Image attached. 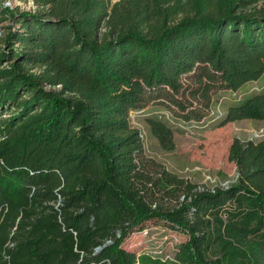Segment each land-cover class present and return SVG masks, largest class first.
Wrapping results in <instances>:
<instances>
[{
    "label": "trees",
    "instance_id": "obj_1",
    "mask_svg": "<svg viewBox=\"0 0 264 264\" xmlns=\"http://www.w3.org/2000/svg\"><path fill=\"white\" fill-rule=\"evenodd\" d=\"M3 1L0 264H264V140L236 139L237 180L197 189L146 157L129 119L152 104L201 121L217 93L259 80V0H186L178 19L165 0ZM243 119L264 120V91L220 124ZM149 124L173 150L162 117ZM155 225L186 236L173 257L122 245Z\"/></svg>",
    "mask_w": 264,
    "mask_h": 264
},
{
    "label": "rangeland",
    "instance_id": "obj_2",
    "mask_svg": "<svg viewBox=\"0 0 264 264\" xmlns=\"http://www.w3.org/2000/svg\"><path fill=\"white\" fill-rule=\"evenodd\" d=\"M185 1L165 0L163 6L173 7L178 19L183 15L177 12L178 8ZM3 4L20 10H29L36 5L34 0H4ZM261 7H264V0H259L253 6ZM257 90L264 91V75L258 81L249 82L236 91H220L214 96L209 114L201 121H184L176 118L166 108L152 104L130 111L129 119L143 136L148 159L159 162L168 171L195 184L197 189L226 187L235 182L239 174L235 162L229 159L231 144L236 139L264 140V120L243 119L221 125V117L230 105L242 101ZM160 116L173 131V150L161 146L149 124L150 117ZM164 201L168 202L167 199ZM147 229L148 234L145 233L147 230L131 234L123 240L122 245L140 254L168 258L173 257L179 243L186 238L182 232L162 225L148 226Z\"/></svg>",
    "mask_w": 264,
    "mask_h": 264
},
{
    "label": "water",
    "instance_id": "obj_3",
    "mask_svg": "<svg viewBox=\"0 0 264 264\" xmlns=\"http://www.w3.org/2000/svg\"><path fill=\"white\" fill-rule=\"evenodd\" d=\"M108 243H110V241H107L105 244H108ZM105 244H104V245H105ZM104 245H103V246H104ZM100 249H101V247H97V248H96V251H98V250H100Z\"/></svg>",
    "mask_w": 264,
    "mask_h": 264
},
{
    "label": "built area",
    "instance_id": "obj_4",
    "mask_svg": "<svg viewBox=\"0 0 264 264\" xmlns=\"http://www.w3.org/2000/svg\"><path fill=\"white\" fill-rule=\"evenodd\" d=\"M145 233H146V234H148V233H149V231L147 230V231H145Z\"/></svg>",
    "mask_w": 264,
    "mask_h": 264
},
{
    "label": "crops",
    "instance_id": "obj_5",
    "mask_svg": "<svg viewBox=\"0 0 264 264\" xmlns=\"http://www.w3.org/2000/svg\"><path fill=\"white\" fill-rule=\"evenodd\" d=\"M258 81V80H257ZM255 82V81H254Z\"/></svg>",
    "mask_w": 264,
    "mask_h": 264
}]
</instances>
